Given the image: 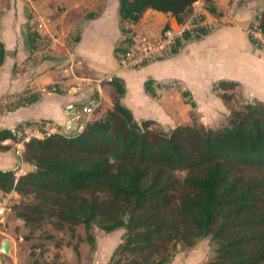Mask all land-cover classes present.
I'll return each mask as SVG.
<instances>
[{"label": "trees", "instance_id": "1", "mask_svg": "<svg viewBox=\"0 0 264 264\" xmlns=\"http://www.w3.org/2000/svg\"><path fill=\"white\" fill-rule=\"evenodd\" d=\"M197 1L118 0V14L121 23L135 24L153 10L182 25ZM202 2L215 14L212 0ZM100 10L98 5L86 18H95ZM252 27L264 40V11L254 16ZM208 31L186 30L170 53ZM121 32L124 38L115 53L129 39V30L121 27ZM248 38L255 47H264ZM28 39L41 38L29 32ZM3 58L0 42V66ZM110 84L117 99L122 98L123 81L112 78ZM237 86L219 81L213 90L230 102ZM36 98L10 97L0 102V113ZM152 125L137 122L117 100L80 132L30 138L23 142L21 158L32 169L17 178L13 171L0 170V193H17L21 200L11 209L31 233L44 224L57 230L67 226L70 232L82 226L94 247L89 235L93 225L106 234L122 229L107 264H168L177 246L191 248L200 236L215 246L206 264H264V104L252 101L231 110L219 129L180 125L164 131L152 130ZM5 140L20 139L0 130V151L10 148L2 145ZM74 252L78 255L77 248Z\"/></svg>", "mask_w": 264, "mask_h": 264}, {"label": "crops", "instance_id": "2", "mask_svg": "<svg viewBox=\"0 0 264 264\" xmlns=\"http://www.w3.org/2000/svg\"><path fill=\"white\" fill-rule=\"evenodd\" d=\"M42 1L35 0L40 9L44 5ZM68 1L75 5L73 0ZM97 1L85 2L91 9ZM212 1L215 14L205 10L202 0L196 2L214 21V27L206 35L182 41L176 52L136 69L119 64L123 50L115 53L124 38L121 27L129 30V35L156 39L164 29L176 23L169 14L146 10L137 23L123 24L119 19L118 0H105L103 5L98 3L94 10L85 13L80 30L67 39L64 30L72 25L62 21L65 12L52 21L47 16H39L35 23L29 13L26 16V3L22 0L5 3L0 9V42L4 49L0 102L5 104L10 97L23 95L37 98L27 106L3 110L0 130H9L20 140L35 129L74 134L82 130L87 107L92 108L91 118L95 120L117 100L131 111L136 121L168 126L170 130L182 126L176 120L188 108L181 93L185 92L186 97L190 94L189 100L199 109L201 100L207 108L212 104L217 107L219 104L211 93L217 91L213 87L219 81L237 83V88L244 92L243 97L249 95L264 104V47L252 45L245 34L254 16L264 11V0ZM98 5L101 10L97 16L86 18ZM258 6L261 8L257 9ZM108 19L112 22L110 31ZM29 32L35 33L40 41L30 43ZM112 78L123 81L125 93L120 99L110 84ZM172 83L178 87H173ZM220 94L217 97L221 101ZM25 123L30 125L22 126ZM10 141L2 142L10 148L0 151V170L15 173L21 167L24 174L32 167L14 153V142ZM16 245L12 240L10 252H15ZM194 252L196 250L189 251L185 256L187 264L198 260L190 254ZM180 258L175 254L168 264H176ZM13 260L14 264L20 263L17 254Z\"/></svg>", "mask_w": 264, "mask_h": 264}, {"label": "rangeland", "instance_id": "3", "mask_svg": "<svg viewBox=\"0 0 264 264\" xmlns=\"http://www.w3.org/2000/svg\"><path fill=\"white\" fill-rule=\"evenodd\" d=\"M9 1L11 0H0V9L3 8L5 3H9ZM64 1L65 2L60 3L58 0H43L42 3H44V5H42V9L38 7V2L35 3V0H22V3H26V16L29 13L31 20L34 19L35 23L39 16H47L52 21L55 20L60 13L62 14L65 12L62 21L72 25V27L68 29L65 28L64 30L65 37L68 39L69 36H75L77 30H80L79 24L83 20L85 13L94 10L98 3L103 5L105 0H98L96 3H93L94 5L91 9V5L87 4L88 2H85L86 0H73L75 5H79V7L73 5L71 1ZM243 1L245 2L246 0ZM34 7H36V10H34ZM200 7L201 6L196 3L193 7L192 14L186 19L183 25H188V29H191L190 24L202 26L210 31L214 27V21L211 19V16L206 12L204 13ZM256 8H261V6ZM1 13L2 12H0V14ZM111 25L112 22L108 19L107 29L109 31L112 27ZM175 25L176 23L172 24L171 28L179 26L178 24ZM56 28L55 30L57 31ZM249 29H245L246 36L251 33ZM172 86L178 87L175 84ZM157 93H159V91H157ZM219 94V91L211 93V96H213V99L215 102L217 101L219 106L216 107L212 104L211 108H207L205 102H202L201 99L200 109L196 105L191 107L187 104V110H185L180 119L176 120V123L193 127L203 125L205 127L219 129L225 126L227 116L231 110L240 108L249 101L259 102L249 95L243 97L244 92L239 87L232 93L233 96L230 102L220 101L217 97ZM189 97L191 98L190 94L188 97L182 98L184 102H186L189 100ZM157 108L158 107L155 109ZM91 121H93L92 118L89 122ZM167 127L168 126H161L153 123L151 129L167 131ZM20 200L19 196L15 198L3 217L0 218V243L3 240H11V243L12 240H14L15 243H17L16 250L14 249L15 252H10L8 255H2L0 253V264H14L13 258L15 254H17L19 258V264H33L34 261L37 264H43L45 262L49 264H107L112 251L121 241V236L124 232L122 229L106 234L95 225L91 227L89 232V235L94 238V247H91V244L87 240L86 231L82 226H78L74 228V232H70L67 226L63 230H57L51 224H44L31 233V228L25 226L22 220L16 218L14 211L11 209V206ZM26 237L29 238L26 239ZM74 248H77L78 255L75 254ZM214 249L215 246L210 238L198 239L191 248L179 245L176 248L175 254L181 258L176 264H187L185 260L187 257L185 258V256L189 251L193 250H196V252L190 254L198 257V260L195 259L192 262H195V264H206L213 259ZM24 260H27V262Z\"/></svg>", "mask_w": 264, "mask_h": 264}, {"label": "built area", "instance_id": "4", "mask_svg": "<svg viewBox=\"0 0 264 264\" xmlns=\"http://www.w3.org/2000/svg\"><path fill=\"white\" fill-rule=\"evenodd\" d=\"M192 27H202L190 24ZM190 29V28H189ZM188 30V25H179L176 28H167L161 32V35L156 39H151L141 35H129L128 42L126 43L123 51L119 55V64L124 68L136 69L142 67L154 60L167 55L173 48L175 42L183 37L185 31ZM251 31L248 36L255 38L264 45V40L255 28L249 29ZM86 119L82 124L83 128L92 116L93 110L91 107L85 109ZM52 133L51 130L42 131L35 129L25 134L24 138L13 143L14 153L21 158L23 150V142L30 138H42L44 135ZM11 143V141H10ZM22 159V158H21ZM22 168L18 167L15 172V178L21 175ZM18 195L15 191L8 193H0V218L10 207L11 203Z\"/></svg>", "mask_w": 264, "mask_h": 264}, {"label": "water", "instance_id": "5", "mask_svg": "<svg viewBox=\"0 0 264 264\" xmlns=\"http://www.w3.org/2000/svg\"><path fill=\"white\" fill-rule=\"evenodd\" d=\"M125 219V216H124ZM199 239H203V236H200ZM11 240H3L0 243V253L2 255H8L10 253Z\"/></svg>", "mask_w": 264, "mask_h": 264}]
</instances>
